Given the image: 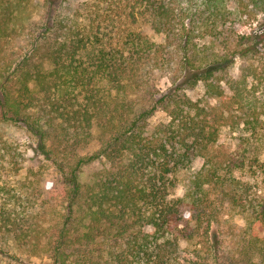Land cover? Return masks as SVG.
I'll use <instances>...</instances> for the list:
<instances>
[{"label": "trees", "instance_id": "1", "mask_svg": "<svg viewBox=\"0 0 264 264\" xmlns=\"http://www.w3.org/2000/svg\"><path fill=\"white\" fill-rule=\"evenodd\" d=\"M95 1L78 16L62 0H0V251L10 243L52 264H220L236 214L229 264H264V161L249 136L247 158L218 142L225 126L255 134L259 123L230 76L242 52L217 42L228 0ZM159 108L169 120L150 127ZM8 128L33 137L49 180L31 167L16 177L26 157ZM180 169L188 186L174 196Z\"/></svg>", "mask_w": 264, "mask_h": 264}, {"label": "rangeland", "instance_id": "2", "mask_svg": "<svg viewBox=\"0 0 264 264\" xmlns=\"http://www.w3.org/2000/svg\"><path fill=\"white\" fill-rule=\"evenodd\" d=\"M97 3L95 0H62L63 9L77 10L80 16L81 9L85 6H92ZM99 3V2H98ZM98 6H102L101 3ZM228 7L232 13L224 25L219 28L223 30L217 39L220 48L228 42L230 49L242 52L240 57L233 58L232 68L230 69V76L240 87L244 88L246 92L248 104L255 105L259 113V123L257 125L258 132L250 133L242 127L233 128L225 126L220 131L218 138L219 144H223L225 149L235 151L239 156L245 158L250 155L249 143L258 148V154L262 161H264V0H228ZM136 27L141 29L150 38L159 40L160 36L156 34L142 17H137ZM202 42H209L211 40L210 34H204L199 38ZM225 42V43H224ZM160 91H164L168 85L166 76H162L157 81ZM226 87V86H225ZM227 90V87H226ZM186 93L192 98L196 99L203 93V85L199 83L193 90H187ZM169 120L168 114L162 109H157L149 118L150 127H153L159 122H167ZM9 138L16 141L19 149L23 151L26 160L22 168L16 174L17 178L22 179L28 174L29 167L34 170H40L44 173L45 180H49L53 171L48 162L41 156L37 155L34 148V139L31 135L18 128L6 129ZM251 137L249 143L242 140L243 137ZM247 142V143H246ZM98 146L96 140H93L85 149L92 152ZM200 161L196 160L193 165L199 166ZM239 171L243 177H248L247 172ZM176 185L173 190L174 196H183L187 186L189 171L180 169L175 173ZM241 219L234 214L229 221L224 222L222 226V247L223 256L220 258V264H229L230 256L234 253L240 240V226ZM10 248L5 251H0V264H52V260L47 253L39 255H28L15 251V246L9 243ZM181 246H185V242L181 241ZM4 248H7L4 246Z\"/></svg>", "mask_w": 264, "mask_h": 264}]
</instances>
